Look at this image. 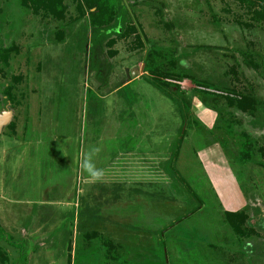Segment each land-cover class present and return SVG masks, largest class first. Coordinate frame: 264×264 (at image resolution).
Here are the masks:
<instances>
[{"label":"rangeland","instance_id":"rangeland-1","mask_svg":"<svg viewBox=\"0 0 264 264\" xmlns=\"http://www.w3.org/2000/svg\"><path fill=\"white\" fill-rule=\"evenodd\" d=\"M40 1L0 0V112H12L0 226L22 243L0 238V264H264V19L239 0H124L195 80L166 78L183 92L173 98L142 76L134 30L94 52L96 7L81 15L62 0L60 17ZM94 53L110 69L104 86ZM243 134L255 148L245 164L233 156ZM237 211L235 240L225 212Z\"/></svg>","mask_w":264,"mask_h":264},{"label":"trees","instance_id":"trees-1","mask_svg":"<svg viewBox=\"0 0 264 264\" xmlns=\"http://www.w3.org/2000/svg\"><path fill=\"white\" fill-rule=\"evenodd\" d=\"M21 1L23 4H25L24 2L25 0H21ZM83 1L84 2L82 3L81 0H76L78 4L77 9L81 13V15H83L84 7H86L87 10H90L92 7H96L99 12L102 11L101 10L102 8H100L101 5L104 4L103 6L106 7L105 15L101 16L103 17L102 21H104L105 23V26L103 27H99L103 22H97L95 20L99 12L96 11L95 13L90 14V20L93 22V24L98 26L92 31V34L90 36V42L92 44L91 49H94V52H95L96 45L99 44L102 41V39H106L110 37L111 35H114L118 38L123 37L126 34L127 29L131 28L132 31L134 30V33H135V34L133 33V37H134L133 42L136 44V46H140V48L142 45L146 46L144 50V55L142 57V62L144 66L143 72L147 73V75H142V76L148 77V81L151 82V84L165 91L169 96L174 98V96H177V94L183 93V92L180 90V87L177 86L176 84H170V82L165 81L166 78L171 76L173 78L182 80L188 77V79L191 80V82L195 81L192 77L184 73L186 69L181 67L180 61L178 60V58H175V55L172 52L173 49H165L164 51L163 49L159 48L158 45L152 46L151 42H149L148 38L144 35L140 25H137V23L133 22L131 15H128L125 9V3H123L124 0H83ZM239 1L247 4L248 9L252 12V16H251L253 18L252 20H254L255 22H258L264 19V2L263 1L261 0H239ZM36 3L38 4L37 7H40L41 9L46 10L45 13H50V12L55 13L58 11L61 17L62 9H63L62 0H41L40 2H36ZM81 15L79 14L77 17L73 19L76 20V18H78ZM74 20H70L69 22L74 21ZM167 63H169L170 65V70H172L169 74H166V71L164 70V67L166 66ZM94 66H96L95 78L96 80H98V82H100L101 86H104L107 83V78L109 76L108 74L110 73V69L108 68V66H105L99 63V61L96 59V54H95ZM128 80L122 85L126 86L127 82H129ZM200 88H202L201 90L204 91L205 87L200 86ZM8 92H9V89L7 90L6 88L5 95H7V98L9 99ZM212 94L216 95V93L214 92H212ZM223 98L225 100L224 103H226L227 105H230L229 107H235L233 104L232 97L225 95V97ZM241 103L242 102L240 100H237L235 102L236 106L238 107L237 109H239L242 112H245V110H243L244 104H241ZM251 104L253 103L251 102ZM182 106L184 107L182 109L185 112H187L190 108L189 107L190 103L187 101L186 102L183 101ZM192 119L194 122L197 120L196 117L194 118L192 117ZM182 138H183V135L179 139V142L182 140ZM242 138H243V141L240 142L239 149L236 151L237 153L234 154L233 156L236 157V160H238L239 163L245 164V163L250 162L251 156L253 155L255 148H254L253 142L249 140V138H247L245 134H243ZM240 211L225 212L227 215L233 217V220L228 221L229 223L226 222V224L228 228L231 230V232L235 234L234 236L235 240L241 239L242 238L241 236H243V233H244V230H243L244 227L241 224L242 220L234 219L235 215H237L238 217L237 213H240ZM184 220H185V217L181 218L180 220L174 221L168 227L164 228L162 232L163 231L167 232L173 228H176L177 226H179L180 223L182 224ZM188 233H190V231H188ZM188 235L196 236V240H199V241L205 240V235H202L195 231H193L192 233ZM0 238L6 243H10L13 246L15 245L16 248H17V245L22 244L21 242H19L18 239L16 240L13 239V236L9 233H6L2 229L1 226H0ZM189 241L190 240L188 236V238H186L185 241H181V242L186 245ZM18 252H19V258L24 261L26 259L25 249L20 248ZM155 263L156 262H154V264ZM160 264H164V263L160 262Z\"/></svg>","mask_w":264,"mask_h":264},{"label":"water","instance_id":"water-1","mask_svg":"<svg viewBox=\"0 0 264 264\" xmlns=\"http://www.w3.org/2000/svg\"><path fill=\"white\" fill-rule=\"evenodd\" d=\"M12 118V112L9 110L0 112V134L2 132V129L8 125Z\"/></svg>","mask_w":264,"mask_h":264}]
</instances>
